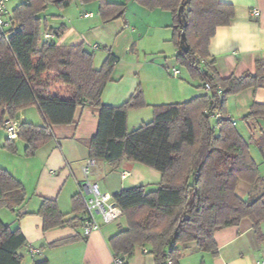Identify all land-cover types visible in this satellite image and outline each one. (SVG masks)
I'll use <instances>...</instances> for the list:
<instances>
[{"label":"trees","instance_id":"trees-1","mask_svg":"<svg viewBox=\"0 0 264 264\" xmlns=\"http://www.w3.org/2000/svg\"><path fill=\"white\" fill-rule=\"evenodd\" d=\"M56 1H21L10 14L8 35L0 36V131L4 132L6 119L14 120L18 112L34 107L44 125L20 123L16 139L25 144L23 154L31 157L51 140V126L70 125L76 108L90 105L99 110L96 133L86 142L90 159L112 168L127 160L160 174L156 190L138 186L112 196L122 211L126 230L110 238L109 246L114 259L122 264H128L136 249L146 250L154 264H166L167 254L178 264L181 248L190 243L215 255V231L237 226L243 219L251 221L256 238L263 242L264 192L248 201L236 194L238 182L256 185L260 181L248 142L232 125L233 119L214 122L205 114V110H218L225 115L228 97L264 85V59L255 62L253 73L245 72L240 77L221 78L213 68L209 42L218 27L233 20L234 7L218 0H132L148 10L171 14L175 62L199 88L208 85L210 92L181 103L153 106V120L129 132L127 112L146 106L141 89L137 87L117 107L101 103L115 58L109 54L95 69L93 54L83 43L60 46L42 42L45 31L56 30L60 37L63 33L62 27L43 26L41 34L39 15L49 5L65 8L70 0ZM100 1L98 16L103 23L124 18V4ZM180 5L185 27L177 16ZM258 119H264V105L254 103L242 120ZM4 148L13 154L17 151L15 142L7 139ZM24 199L21 183L0 168V209L13 210ZM83 210L81 196L76 194L71 198L73 219L65 220L56 202L48 199L42 200L36 214L46 232L77 222ZM23 246L21 231L12 230L0 220V264H21L18 250Z\"/></svg>","mask_w":264,"mask_h":264},{"label":"crops","instance_id":"crops-1","mask_svg":"<svg viewBox=\"0 0 264 264\" xmlns=\"http://www.w3.org/2000/svg\"><path fill=\"white\" fill-rule=\"evenodd\" d=\"M112 2L114 1L108 3ZM218 2L232 5L235 16L229 25L218 27L209 42L208 52L214 60L213 68L221 78L240 77L245 72L253 73L255 62L264 59V0H218ZM253 10H257L258 15H254ZM84 14L82 17L89 19L85 18ZM126 16L121 22L123 28L129 29ZM146 16L154 19L156 29L163 30L164 33L160 34V42L165 44L171 42V14L154 9L146 11ZM131 23L136 25L132 20ZM98 24H92L93 28ZM141 25L147 26L143 20ZM50 27L63 29L58 45L84 44L83 39L69 40L72 32L70 29L67 30L65 22ZM66 40L70 42H65ZM84 46L87 50L93 51L90 44ZM155 49L150 51L161 55L165 53L161 46L157 48L160 50ZM171 49L175 57L177 52L175 46ZM108 54L115 58V66L118 58L111 52ZM105 58L99 61L102 59L104 61ZM159 59L161 57L151 62H144V65L142 63L143 67L152 66L156 72L150 76H143L145 79L141 84L135 80L124 84L120 77L112 74L110 82L103 90L101 103L117 107L126 102L141 85L146 106L127 112L126 128L129 132L153 120V112L149 108L181 103L204 94L203 88H199L198 83L190 80L187 75L182 76L181 73L177 78L172 77L170 67ZM94 64L95 60L93 66L98 69L99 66ZM254 103L264 105V85L228 97L225 106L226 115L235 121L239 134L248 142L249 154L255 161L260 176V181L256 185L237 183L236 194L244 201L257 198L264 192V119L242 120ZM98 118L97 108L90 105L77 107L73 122L70 125L51 126L49 128L51 140L31 157L23 154L25 144L19 140L14 141L17 150L15 154L5 150L6 136L2 131L4 136L0 137V168L21 183L25 199L13 210L1 208L0 220L12 230L19 229L25 238V246L18 250L22 257L21 264L41 262L115 264L109 240L117 233L126 230L123 217L107 225L99 222V231L85 237L80 222L84 210L77 215V222H70L46 232L42 231V219L36 214L42 200L48 199L56 202L59 211L66 215L65 220L69 221L76 217L71 213V198L76 194L80 195V184L85 179L82 168L89 159L86 142L96 133ZM16 119L19 123L27 122L39 127L44 125L43 118L34 107L18 112ZM124 171L128 172V176L121 179L120 174ZM87 179L90 183L97 184L102 192L114 196L125 189L138 186L145 187L147 191L156 190L160 174L127 160H123L116 168L110 167L105 162L96 161V165L90 168ZM97 220L100 221L98 217ZM261 230L264 233V225H261ZM65 239L72 240L57 244ZM213 239L217 247L215 255L204 253L195 244L190 243L181 248L178 264H256L264 255V241L261 242L256 238L249 219L241 220L237 226L215 231ZM28 249H37L40 254L31 257ZM133 256L132 264H154L150 259L151 255L143 254L140 249H136Z\"/></svg>","mask_w":264,"mask_h":264},{"label":"rangeland","instance_id":"rangeland-1","mask_svg":"<svg viewBox=\"0 0 264 264\" xmlns=\"http://www.w3.org/2000/svg\"><path fill=\"white\" fill-rule=\"evenodd\" d=\"M21 1L22 0H12L8 4L10 14ZM104 1L107 3L114 1L112 3L125 5L126 9L124 15H127L126 21L130 30L123 28L121 22L122 19L103 23L98 16L100 0H91L86 3L81 0H70L69 5L65 8L49 5L46 10L39 15L42 26L41 34L44 32L43 26L49 28L50 26L59 25L62 21L65 22L67 30L70 29L72 32V37H70L69 40L79 38L83 39V42L86 45L96 44L99 46V49L92 51L93 63L95 60L94 65L100 67L104 62L103 59L109 55V52L113 53L118 58L117 64L113 66L112 74L120 77L124 84L134 80L141 84V81L145 79L143 76H150L153 72H156L152 66L143 67L144 62H151L158 57H161L159 60L166 63L170 69L171 67H175L180 71V74L183 73L182 76L187 75L186 72L175 62V57L171 49L174 46L173 43L168 42L165 44L160 42V34L164 32L163 30L155 28L156 23L152 17L146 16V11L150 10L132 0ZM85 12L92 13L93 17L84 19L82 16ZM131 20L136 23L135 26L131 23ZM141 20L146 22L149 27L142 26ZM94 23L99 24L94 25L95 27L93 28L92 24ZM147 28L149 29L146 32ZM69 40H66L65 42H70ZM160 46L165 51L162 55L158 52L150 51L153 48H156L155 50H160L157 49ZM101 58L103 59L99 61ZM138 87L142 90L141 85ZM149 109L153 112L152 107ZM3 136V132L0 131V137ZM132 258H129L128 264L133 263ZM147 258L149 259L148 256ZM150 259H152V257Z\"/></svg>","mask_w":264,"mask_h":264},{"label":"built area","instance_id":"built-area-1","mask_svg":"<svg viewBox=\"0 0 264 264\" xmlns=\"http://www.w3.org/2000/svg\"><path fill=\"white\" fill-rule=\"evenodd\" d=\"M12 0H0V36L5 37L8 35V29L10 28V11L8 4ZM25 1V0H22ZM254 15H258L257 10H253ZM85 18L92 17V14H84ZM61 37L59 32L56 30L45 31L42 34V42L55 43L58 44V41ZM92 50L99 48L98 45H91ZM170 75L174 78H177L180 75V71L172 67L170 69ZM204 92L209 93L210 88L208 85L203 87ZM217 95H221V90L218 88ZM205 114L214 122H219L222 119H231L229 115H223L220 111L210 112L205 110ZM20 123L17 119L9 120L6 119L3 123V130L6 136L7 141H15L17 139V130ZM232 125H235V121L232 122ZM96 165V160L88 159L85 166L82 168V173L84 176L83 182L80 184V196L84 203V211L81 215V226L83 235L88 237L94 232L99 231L100 223L105 225L115 223L123 217L121 209L114 203L112 195L106 192H102L98 185L95 183H90L87 179L91 167ZM128 176V172L124 171L120 174L121 179H125ZM97 217L100 221L97 220ZM170 249H167L166 252L169 253ZM143 254H147L146 250H143ZM19 254V253H18ZM28 254L31 257L37 256L40 254V251L37 249H28ZM115 264H122L120 259H114ZM166 264H174L170 259L169 255L166 256ZM256 264H264V255L263 257L256 262Z\"/></svg>","mask_w":264,"mask_h":264},{"label":"water","instance_id":"water-1","mask_svg":"<svg viewBox=\"0 0 264 264\" xmlns=\"http://www.w3.org/2000/svg\"><path fill=\"white\" fill-rule=\"evenodd\" d=\"M61 1H64V0H57L56 2H61ZM182 12H183V5H180L179 9H178V13H177V16L179 18V21L180 23L182 24V27H185L186 23H185V19L183 18L182 16ZM184 34L181 35V49H184Z\"/></svg>","mask_w":264,"mask_h":264}]
</instances>
